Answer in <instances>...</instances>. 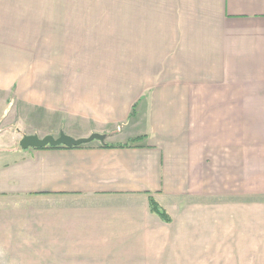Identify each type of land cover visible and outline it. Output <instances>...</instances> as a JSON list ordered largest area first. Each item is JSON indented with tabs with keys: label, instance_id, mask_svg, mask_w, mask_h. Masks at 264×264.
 <instances>
[{
	"label": "crops",
	"instance_id": "1",
	"mask_svg": "<svg viewBox=\"0 0 264 264\" xmlns=\"http://www.w3.org/2000/svg\"><path fill=\"white\" fill-rule=\"evenodd\" d=\"M122 3L0 0L4 264H226L264 228V0ZM62 133L105 141L18 148Z\"/></svg>",
	"mask_w": 264,
	"mask_h": 264
},
{
	"label": "rangeland",
	"instance_id": "2",
	"mask_svg": "<svg viewBox=\"0 0 264 264\" xmlns=\"http://www.w3.org/2000/svg\"><path fill=\"white\" fill-rule=\"evenodd\" d=\"M58 0H53V2ZM83 5V10H95L99 12H111V7H117L118 12L123 11V3L122 0L117 3H111V0H81ZM3 119L5 116L2 117ZM6 120H2L0 122V144L2 141L6 139L11 140V135L8 134L11 129H9V125L5 122ZM20 121L18 126H20ZM200 139H203L202 137ZM199 139V140H200ZM11 145V144H10ZM9 146V145H7ZM1 151V149H0ZM250 197L245 196L244 202V213L251 215V210L247 207V199ZM246 203V204H245ZM239 211V208H238ZM231 213H234L233 211ZM228 235V259L226 264H262L264 262V228L252 224L249 222L248 226H244L243 229H238V232L234 227L229 226L227 228ZM223 246V245H222ZM218 246L216 242L212 243V250L214 253H217ZM2 254L0 253V257ZM214 260V259H213ZM222 262L224 260H221ZM221 261H213L214 264H218ZM0 264H4V261L0 258Z\"/></svg>",
	"mask_w": 264,
	"mask_h": 264
},
{
	"label": "water",
	"instance_id": "3",
	"mask_svg": "<svg viewBox=\"0 0 264 264\" xmlns=\"http://www.w3.org/2000/svg\"><path fill=\"white\" fill-rule=\"evenodd\" d=\"M94 141H105V136L100 134H93L89 138L75 139L64 133L60 135L59 138H54L53 136H47L45 138H39L36 135H25L19 145L21 149L28 150L32 149H43L47 147H60L64 146L66 148H77Z\"/></svg>",
	"mask_w": 264,
	"mask_h": 264
},
{
	"label": "trees",
	"instance_id": "4",
	"mask_svg": "<svg viewBox=\"0 0 264 264\" xmlns=\"http://www.w3.org/2000/svg\"><path fill=\"white\" fill-rule=\"evenodd\" d=\"M105 147H108L107 145H104ZM20 148V145L18 147ZM58 148H64V146L52 148V147H47V149H58ZM150 204H151V209L154 213H156L159 217H161L164 221L170 222L171 218L169 214L154 200L153 198L150 199Z\"/></svg>",
	"mask_w": 264,
	"mask_h": 264
}]
</instances>
